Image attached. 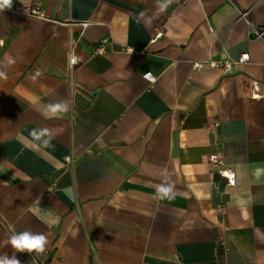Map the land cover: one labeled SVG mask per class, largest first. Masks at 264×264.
<instances>
[{
  "label": "crops",
  "instance_id": "1",
  "mask_svg": "<svg viewBox=\"0 0 264 264\" xmlns=\"http://www.w3.org/2000/svg\"><path fill=\"white\" fill-rule=\"evenodd\" d=\"M254 26L264 31V0H172L164 12L156 0H13L0 12V255L30 230L48 244L16 252L21 264H264ZM61 100L69 113L41 114ZM41 128L48 146L31 137ZM164 176L172 200L155 198Z\"/></svg>",
  "mask_w": 264,
  "mask_h": 264
},
{
  "label": "clouds",
  "instance_id": "2",
  "mask_svg": "<svg viewBox=\"0 0 264 264\" xmlns=\"http://www.w3.org/2000/svg\"><path fill=\"white\" fill-rule=\"evenodd\" d=\"M156 2L158 11L164 12L172 3V0H156ZM12 6L13 0H0V12H3L5 9H11ZM143 15L141 13V16ZM2 75L3 73H0V76ZM36 75L39 76L41 73L37 71ZM70 111L71 107L68 102L61 100L47 104L41 114L46 119H53L61 118ZM30 134L34 141H40L44 146H48L52 139L51 133L47 128L33 129ZM65 191L69 198H76V194L71 188ZM175 195L173 185L168 183L167 176H164V180L156 186L155 198L159 200H172L175 198ZM8 243L14 250L13 255L11 257L8 254L0 255V264H21V261L15 255L16 252L43 254L48 244V238L43 233L24 230L21 232H12L9 236Z\"/></svg>",
  "mask_w": 264,
  "mask_h": 264
},
{
  "label": "built area",
  "instance_id": "3",
  "mask_svg": "<svg viewBox=\"0 0 264 264\" xmlns=\"http://www.w3.org/2000/svg\"><path fill=\"white\" fill-rule=\"evenodd\" d=\"M35 10H38V9H35ZM242 16L245 17L246 16V13L243 12L242 13ZM81 24L83 26H87L88 22L87 21H84V22H81ZM250 33H251V36H254V37H264V31L256 28L255 26L253 27V29H251V32ZM103 49H104V46L101 45L100 47L96 48V51L95 52H102ZM249 58H250L249 52H244L241 55V57L239 58V62H245V61L249 60ZM77 62H78V57H77V55L75 53L72 52L71 55H70V65L71 66H74ZM209 63L210 64H218L215 61H211ZM196 65L197 66H200L199 63H196ZM220 65L226 71H231L232 70V64H231V62L229 60L223 61ZM147 78L150 81H154L156 77L151 72H149L147 74ZM253 83L255 85H257L256 89L253 91L254 96H258V97L259 96H264V92H262L261 89H260V82L258 80H254ZM214 125L216 126L217 123L214 124ZM68 159H70V158H68ZM208 159L213 164H215L217 166L218 171H219V173L221 175H223V176H225V177L228 178V182L230 184H235V181H236L235 171L232 170V169H230V168H226V167L223 166L224 163H225L223 156H221L218 152H215V153L209 154L208 155Z\"/></svg>",
  "mask_w": 264,
  "mask_h": 264
}]
</instances>
